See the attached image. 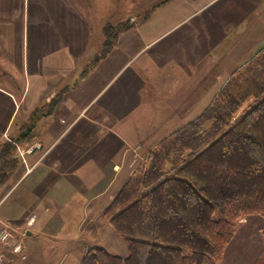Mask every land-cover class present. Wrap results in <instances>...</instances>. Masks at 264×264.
Here are the masks:
<instances>
[{
    "label": "crops",
    "instance_id": "crops-1",
    "mask_svg": "<svg viewBox=\"0 0 264 264\" xmlns=\"http://www.w3.org/2000/svg\"><path fill=\"white\" fill-rule=\"evenodd\" d=\"M137 4L123 14L121 0H0V143L28 125L31 140L18 145L34 146L0 189V220L26 253L5 252L12 264H81L92 246L118 254L124 241L104 209L147 153L264 48V0ZM121 15L129 27L81 76L102 26Z\"/></svg>",
    "mask_w": 264,
    "mask_h": 264
},
{
    "label": "trees",
    "instance_id": "trees-1",
    "mask_svg": "<svg viewBox=\"0 0 264 264\" xmlns=\"http://www.w3.org/2000/svg\"><path fill=\"white\" fill-rule=\"evenodd\" d=\"M128 27L102 26L101 49L81 76ZM14 144L13 136L0 143V189L21 162ZM102 214L127 255L92 246L81 264H218L239 219H264V48L227 78L199 116L147 153ZM251 264H264V245Z\"/></svg>",
    "mask_w": 264,
    "mask_h": 264
},
{
    "label": "rangeland",
    "instance_id": "rangeland-1",
    "mask_svg": "<svg viewBox=\"0 0 264 264\" xmlns=\"http://www.w3.org/2000/svg\"><path fill=\"white\" fill-rule=\"evenodd\" d=\"M144 1L143 0H121V10L123 12L124 6L122 5H125V6L129 5L130 2H134L135 4L143 3ZM122 3H125V4H122ZM141 5L142 4H137L136 8H140ZM117 8H118V5L115 3L111 9L116 10ZM123 14H126V11H124ZM121 16H122L121 18L123 19L122 21H126V23L129 24V20H126L129 16H126V15H121ZM118 23H115L113 25H116ZM248 103H250V101ZM244 107L245 106L241 107L238 113L241 112L244 109ZM29 127L30 126L28 125H24L18 130V132H13V133H10L9 135L13 137H17L18 142H22L23 140L30 141L32 133H30V135H27L26 134L27 132L26 133L24 132L25 134H23V131H29V130L32 131V129H30ZM14 145L16 146L17 144H14ZM31 147H33V144H27L25 147L19 146V145L16 146L17 155L21 159L20 161H22L25 154L28 153L27 150ZM32 213L34 212L28 213L27 215L24 216L23 218L24 222H25L26 217H28ZM5 224L10 225V227L14 229V230L12 229L13 232L18 231L16 230L15 227H13L6 220H3V221L0 220V228L4 227ZM263 228H264V219L258 215H249V216H245L239 219L237 226H236L235 234L233 235V238L228 243V245L225 247L223 257L218 264H251L254 258L256 257V255L258 254V252L262 249L264 245V238L261 235V230ZM15 235L16 236L18 235L19 237L23 238L22 235L20 234H15ZM122 243H124L125 248H122V247L118 248V251H119L118 254L121 256H125L127 255L126 245H125V242H122ZM23 247H24V244H23Z\"/></svg>",
    "mask_w": 264,
    "mask_h": 264
},
{
    "label": "built area",
    "instance_id": "built-area-1",
    "mask_svg": "<svg viewBox=\"0 0 264 264\" xmlns=\"http://www.w3.org/2000/svg\"><path fill=\"white\" fill-rule=\"evenodd\" d=\"M17 146V145H16ZM34 146L29 148L27 152H31ZM36 218V214L32 213L25 219L26 225H31ZM13 228L10 225L5 224L4 227L0 228V264H12L11 260L6 257V253L18 255L20 258H25L26 253L23 247L22 238L18 235V231L13 232ZM15 233V234H14Z\"/></svg>",
    "mask_w": 264,
    "mask_h": 264
}]
</instances>
